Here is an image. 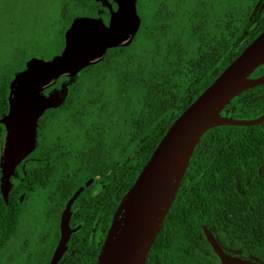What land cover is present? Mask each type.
I'll list each match as a JSON object with an SVG mask.
<instances>
[{
    "label": "trees",
    "instance_id": "16d2710c",
    "mask_svg": "<svg viewBox=\"0 0 264 264\" xmlns=\"http://www.w3.org/2000/svg\"><path fill=\"white\" fill-rule=\"evenodd\" d=\"M101 1L61 0L55 23L61 25L52 32L45 26L46 44L34 40L27 50L35 53L22 51V56L0 61V142L13 78L32 55L50 59L62 49L55 43L64 44L80 4L84 13L95 15ZM161 1L139 0L142 22L133 40L109 48L79 71L64 89L62 102L40 118L36 146L24 159L20 178L12 176L6 196L0 178L5 211L13 209L18 182L24 185L17 197L24 214L30 208L23 205L25 194L49 186L51 215L59 222L67 198L82 181L97 175L83 194L95 184L101 193L113 192V213L170 124L264 29V0H165L162 8ZM263 73L264 64L252 75ZM69 77L62 75L45 90L60 87ZM263 112L264 84L241 92L223 111L236 118ZM107 145L128 147L131 165L105 168L96 156ZM80 146L91 147L84 151L85 161H80ZM128 170L130 177L125 176ZM92 204L85 198L80 208V195L76 198L77 230L58 264H95L105 233L88 226L101 213ZM205 227L224 250L264 264V122L218 125L202 135L145 264H221Z\"/></svg>",
    "mask_w": 264,
    "mask_h": 264
},
{
    "label": "water",
    "instance_id": "95a60500",
    "mask_svg": "<svg viewBox=\"0 0 264 264\" xmlns=\"http://www.w3.org/2000/svg\"><path fill=\"white\" fill-rule=\"evenodd\" d=\"M117 9L108 24L79 17L65 32L60 53L45 60L32 57L26 69L10 85L9 109L2 118L5 124L1 166L3 191L18 162L32 151L36 129L45 111L62 101L56 92L45 88L62 75L74 76L107 50L131 42L140 26L137 0H115ZM264 64V29L214 78V80L175 118L143 165L127 195L129 211V251L121 254L114 248L112 225L99 250L95 264H145L151 247L168 214L192 154L202 135L218 125H253L264 122V112L253 118H236L223 113L229 102L241 92L264 84V73H252ZM86 181L68 198L60 219V237L49 264H57L67 249L73 229L71 208ZM221 264H260L256 260L232 254L222 248L214 233L204 228Z\"/></svg>",
    "mask_w": 264,
    "mask_h": 264
},
{
    "label": "rangeland",
    "instance_id": "374dc122",
    "mask_svg": "<svg viewBox=\"0 0 264 264\" xmlns=\"http://www.w3.org/2000/svg\"><path fill=\"white\" fill-rule=\"evenodd\" d=\"M65 1L66 0H64V2ZM62 3L63 2H61V0H0V61H2L3 59L7 58L10 55L22 56L23 53L22 51H25V53L28 54L35 53V52H29L27 50L29 43H32L34 40L39 43L40 40L42 39L44 40V45H45L46 44L45 39L47 38L45 36L46 33L45 26L47 27L50 26L49 30L52 32V30L55 31V29L59 25H61L60 22H58L59 25L55 23L58 20L57 18H59L60 15L59 11L62 8ZM158 4L161 8L164 7L165 0H162ZM93 19H98V18H93ZM100 21L106 24L105 21L103 20ZM62 22H63L62 24L66 23L67 22L66 18H63ZM139 28L136 34L139 32ZM64 42H65V34H64ZM63 45L64 44L60 40L56 41L55 43L56 49L60 48L61 46L63 48ZM33 49H30V51H32ZM61 50L58 53H60ZM36 53H40V52H36ZM32 57L40 58L39 55H35V54L32 55ZM25 69H23L21 72H23ZM21 72H18L16 75H18ZM74 76H70L69 78L64 79L61 82L62 85L60 87L53 86L48 90H44V92L59 93L62 95V100H63V94H64L63 91ZM36 132L38 133V128L36 129ZM32 183H33L32 181L29 182V184ZM13 187L15 188L13 190L14 193H17V191L21 190L24 187V185L22 184V182H20ZM130 188L123 195L119 204L117 205V208L111 217V223L109 225V228L105 229L106 234L112 225L114 216L118 211L121 201L127 196V193L129 192ZM48 191L49 190L47 188L35 187L33 190L25 194L24 198L26 200L24 199L23 205L30 206L29 210L31 209L34 210L35 208L37 210L31 211L30 214L29 212L24 214L20 206L18 207V215L21 214L23 215L22 217H20L19 233L11 241V244L10 246H8L6 252L3 254L2 252H0V264H34L38 254L40 253L41 247L44 248L45 246L44 243L46 239L48 240V238L50 237L49 224H51V221H52L51 225L53 226L54 233L57 231V224H59L57 219H53L54 216L49 217L46 215L49 206V202L47 201Z\"/></svg>",
    "mask_w": 264,
    "mask_h": 264
},
{
    "label": "flooded vegetation",
    "instance_id": "af4514ba",
    "mask_svg": "<svg viewBox=\"0 0 264 264\" xmlns=\"http://www.w3.org/2000/svg\"><path fill=\"white\" fill-rule=\"evenodd\" d=\"M138 1L139 0H137V10H138ZM95 6L97 7V9L95 11V15L94 14H86L82 11L81 7H83V5L80 4V13L76 14L75 20L79 17H89L92 19L98 18L100 20L105 21L106 24H108L110 21L112 12L117 9L116 1L115 0H102L100 3H98ZM67 10H68V7H67ZM121 45H125V44H121ZM8 109H9V107H8ZM1 121H2V118H1ZM2 124H3V131H2V137H1V142H0V168H1V171H2L1 153H2V146H3V135H4V131H5V124L3 122H2ZM38 124H39V122H38ZM38 124H37V128H38ZM37 134L38 133L36 132V143H37ZM36 143H35V146H36ZM35 146H34V148H35ZM62 149H64V151H66L67 147H62ZM86 150H91V147L80 146V161L81 160L85 161L84 151H86ZM129 150L130 149L128 147H124V146L107 145V146L101 147L100 155H97L96 157L103 160V162L105 163V165H104L105 168H107V167L113 168L114 166H120L123 164L128 167L131 165V162H132V155H131V152H128ZM50 152H51V149H50ZM26 157H27V155L23 159H21L18 162V164L16 165L15 171L10 177V183L8 184V189L10 187L12 176L14 174H16L20 178L19 170L22 168V164L24 163V159ZM86 158L88 159L89 157L87 156ZM48 159H49L48 163L51 164L52 155H50ZM49 164H47V166ZM80 165H81V162H80ZM47 174H48V176H50L49 171ZM125 176L130 177L131 176V170H128V172H126ZM2 177H3V171H2L1 177H0L1 178V189L3 191ZM95 178H97V175L94 178L84 180L80 183V186H81L86 181H90V183L79 194L80 195V208L82 207V201L85 200V198L89 199V201H94V204H92L91 208H99L100 207L99 209H100L101 213L96 212L94 215L95 218H94L93 222H91L92 225H88V226L92 227V229L96 230V231H102V232L104 231L105 236H106L105 229L109 228V225L111 223V217L114 214V212L113 213L111 212V208H112L113 201L116 199V195L111 191L101 193V189L99 188V186L97 184H95V187H93L90 190L88 189L89 192H87V196H84L83 193H84L85 189H87V187H89V185L93 181H95ZM120 178H123V176H120ZM122 181L123 180L121 179V181L119 183H122ZM8 189H7V193H8ZM47 189L49 190L48 191V197H47V201L49 202V206H48V212L46 215L49 217H52V215H51V213L53 214L52 208H51V200H52L51 191L52 190H51V188H49V186ZM20 192H21V190L17 191V193L15 194V199H14V202L12 204L13 209L7 210V211L4 210V203H3L1 195H0V252H2V254L6 252V250L8 249V246H10V244H11V241L19 233L20 215H18V207L20 205L19 204L20 198L18 199L17 197L19 196ZM7 193L5 194L3 191L4 196H6ZM68 198H67V200H68ZM67 200L65 201L64 206L61 208V211H60L59 224H58L59 225L58 236H56L54 233L53 226L51 225L52 224V221H51V224H49V235H50V237L48 238V240L46 239V241L44 243L45 244L44 248L41 247L40 253L38 254L34 264H49V262L52 258V255L54 253V250H55V248L58 244V241H59L60 219H61L62 211L64 210V208L66 206ZM100 202H102V204H99ZM36 210H37L36 208L34 210H32V209L29 210V214L31 213V211H36ZM71 211H72V214H71V218H70L69 223H70V227L73 229V231L70 235V239H71V236L73 235V233L77 230V226H75L74 220H73L74 213H75L74 203L72 205ZM92 211H96V209H92ZM80 213H81V211H80ZM50 220H52V219H50ZM80 220H81V216H80ZM105 236H104V238H105ZM55 240H56V243L54 245ZM103 241H104V239L101 242V246H102ZM68 243H69V241H68ZM68 243H67V248H68ZM101 246H100V248H101ZM63 255H62V257H63ZM97 256H98V254H97ZM61 258H60V260H61ZM96 259H97V257H96Z\"/></svg>",
    "mask_w": 264,
    "mask_h": 264
},
{
    "label": "bare ground",
    "instance_id": "6f19581e",
    "mask_svg": "<svg viewBox=\"0 0 264 264\" xmlns=\"http://www.w3.org/2000/svg\"><path fill=\"white\" fill-rule=\"evenodd\" d=\"M129 211L130 199L127 195L120 203L118 211L112 222V239L114 248L121 254L129 251Z\"/></svg>",
    "mask_w": 264,
    "mask_h": 264
}]
</instances>
